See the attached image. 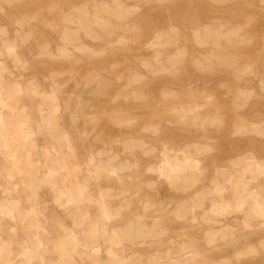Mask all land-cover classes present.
Returning <instances> with one entry per match:
<instances>
[{
	"label": "clouds",
	"instance_id": "obj_1",
	"mask_svg": "<svg viewBox=\"0 0 264 264\" xmlns=\"http://www.w3.org/2000/svg\"><path fill=\"white\" fill-rule=\"evenodd\" d=\"M0 264H264V0H0Z\"/></svg>",
	"mask_w": 264,
	"mask_h": 264
}]
</instances>
